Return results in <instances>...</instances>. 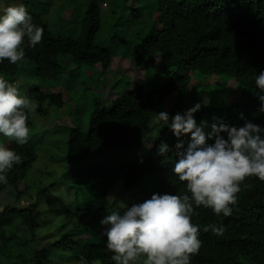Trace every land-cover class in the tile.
Instances as JSON below:
<instances>
[{"label":"trees","instance_id":"trees-1","mask_svg":"<svg viewBox=\"0 0 264 264\" xmlns=\"http://www.w3.org/2000/svg\"><path fill=\"white\" fill-rule=\"evenodd\" d=\"M22 1L27 5L33 23L43 28L42 40L31 49H26L29 47L25 43L27 47L22 62L0 63V76L19 87L22 76L35 78L40 66H45L48 75L42 76V79L54 80L58 85H52L61 88L58 91L76 102L83 99V96L77 95L79 90L84 93L94 91L101 95L106 80L110 79L107 74L114 55L109 47L94 41L101 27L99 5L94 0L88 2L80 19L78 35L69 37L52 34L46 21L49 3L43 0ZM114 2L122 10L127 8L128 2H138L142 4L141 7L156 9V21L150 23L149 31L137 43L136 55L130 58V66L133 64V70L147 71L150 63L158 62L168 76L157 89L148 88L146 81H139L111 104L104 103L100 96L95 95L86 129L82 130L76 121L73 126L67 127L66 161L73 172L69 179L70 187L87 186L83 195L76 192L74 196L78 203L83 200L84 210L97 194L93 196V191L98 187L94 180L101 184L100 176L91 174L95 170L92 159L95 157L97 163L96 155L99 154L101 161L105 160L102 155L105 151L109 163L117 170L116 180L122 183L123 191L132 200L128 202V207L150 199L154 193L185 194V182L178 181L172 172L178 159L174 148L177 138L164 122L146 120L145 112L152 107L151 103L156 102L155 115L161 111L167 112L169 122L176 113H183L184 104L181 100L177 97L176 100L172 97L167 100V97L174 93L188 94L191 77L195 75H221L223 80L219 85L223 88L230 84V80L239 87L237 100L222 108L220 96L223 91L218 93V84L213 83L221 100L217 94L212 95L206 110L195 113L196 121L206 117L211 124L216 117L231 125L242 126L239 114L243 113L248 120L264 126V112L260 111L259 99L264 93L255 86V76L264 70V0ZM89 70L94 71V74H85ZM116 70L121 71L120 68ZM113 81L116 85L122 80L115 77ZM125 83L130 86L132 80ZM43 89L33 85L27 94L36 104L35 111L41 116L47 112L45 104L54 93ZM233 94L235 92L229 97ZM166 102L170 107H166ZM27 124L31 128L29 117ZM157 125L159 130L155 128ZM181 139L186 147L190 134ZM161 142L170 149L164 156L158 153ZM149 143L152 144L150 147ZM208 143H214V140ZM4 144L15 151L21 160L7 173V183L0 184V194L10 188L19 200L25 192L20 183L26 178L37 156L30 137L24 145L9 140ZM77 165L81 166L80 171L75 170ZM14 203L0 210V257L13 260L16 264H42L41 253L32 247L29 250L25 243L26 234L31 235L28 239L31 243L36 241L35 231L39 227L37 219L40 212L30 206L21 207ZM231 207L232 214L225 217L214 214L211 208L194 205L191 222L199 228L201 246L209 249L208 257L213 264H264V181L247 177L241 184L236 204ZM97 215L89 216L86 223L81 218L72 223L71 219L62 222L55 220L52 225L59 232L57 239L48 245V252L68 253L79 264H114L111 260L113 253L106 249L105 237L101 235L103 229ZM211 225H224L223 235L213 234ZM28 251L31 254L26 256Z\"/></svg>","mask_w":264,"mask_h":264},{"label":"clouds","instance_id":"clouds-1","mask_svg":"<svg viewBox=\"0 0 264 264\" xmlns=\"http://www.w3.org/2000/svg\"><path fill=\"white\" fill-rule=\"evenodd\" d=\"M42 36L43 28L33 23L24 4H0V63L22 62L25 43L35 47ZM255 86L264 93V70L255 76ZM259 99L260 111L264 112V95ZM35 109L28 95L0 76V135L18 145L28 143L27 121ZM200 109L197 103L176 113L170 122L167 112L156 114L157 122H164L177 138L174 148L178 159L172 172L178 181L185 182L186 192L154 193L142 203L130 207L121 204L122 212L114 210L103 217L99 221L101 235L106 249L113 253L114 264H190L201 247L199 228L191 222L194 205L230 216L242 182L247 177L264 181V126L248 120L243 113L239 114L242 126L216 117L210 125L207 121L197 124L194 114ZM189 134L185 147L181 137ZM169 151L168 145L161 142L158 153L164 156ZM20 160L15 151L0 143V184L7 183V173ZM210 228L217 236L225 231L224 225Z\"/></svg>","mask_w":264,"mask_h":264},{"label":"rangeland","instance_id":"rangeland-1","mask_svg":"<svg viewBox=\"0 0 264 264\" xmlns=\"http://www.w3.org/2000/svg\"><path fill=\"white\" fill-rule=\"evenodd\" d=\"M43 1L49 3L46 13L47 20H45L54 36L57 34L69 37L78 35L80 19L90 0ZM94 1L101 9V27L94 37V41L98 45L109 47L114 55L111 61L112 65H110L107 74V78L110 79L106 80L107 84L103 93L100 95V93H95L94 91L84 93L79 90L77 95L81 96V98L83 96V99H79L80 102L78 103L76 102L77 100L72 97L69 98L67 95H63L61 91H58L61 88L56 87L58 84L54 80L42 79V76L48 75L45 66H40V71L35 78H23L22 76V85L20 83V86H17L21 94L26 95L29 92L28 89L33 85L41 86L44 91L54 92L48 103L45 104L44 108L47 112H44L42 116L36 111L29 114L31 122L30 139L32 140L37 160L28 171L26 178L20 183V187L25 191L24 194L19 200L15 198L14 191L10 188L0 194V210L7 204H13L17 200L14 205L21 207L30 206L36 212H40L37 219L39 227L35 231L36 241L31 243L28 240L31 235L26 234L25 238L27 240L25 239V243L29 250L32 247V249L41 253L39 256L42 264H79L68 253L48 252V245L57 239V233L59 232L58 229L53 228L52 224L55 220L62 222L66 219H71L70 223H72L78 222L81 218L83 219L82 222L86 223L89 220V216L91 218L92 215L98 213L97 220L100 221L114 210L122 212L123 208L120 205L128 206V202L132 201L126 191H123L122 183L118 179L116 180L117 170L114 165L109 163L105 151L102 155L106 158V161L104 159L101 161L99 154L96 155L98 158L97 163L95 157L92 159V166L95 170L93 171L92 169L91 171L93 172L91 174L92 176L99 175L101 184L94 180L98 187L97 190L93 191V196L97 194L86 210H84V207L82 208L83 200L78 203L74 196L76 192L78 195H83L87 186L70 187L71 182L69 179L73 172L66 161L67 127L73 126L75 124L73 122L76 121L82 130L86 129L95 95L100 96L104 103L111 104L116 98L122 97L124 91L132 89L137 82L146 81L148 88L157 89L168 76L163 66L158 62L150 63L147 71L136 68L133 70V64L132 67L130 66V58L136 55L137 43H140V38L144 37L149 31L150 23L156 21L158 15L156 9L141 7L142 4L138 2H128L127 8L122 10L114 0ZM13 3L24 4L22 0H0V4L5 6ZM24 5L27 9V5ZM135 7L137 9L133 10ZM24 47L26 48L27 46L24 45ZM115 68H120L121 71H114ZM92 73L94 74V71L85 72V74L90 76ZM115 77L121 79V83L114 85L113 78ZM129 79L132 80V84L127 86L125 82ZM222 80L223 77L221 75L206 77L195 75L191 77L188 94L174 93L169 95L167 100L171 97L174 100L177 98L181 100L180 102L184 104L183 112L197 103L201 104L200 110L204 111L209 106L210 97L217 94L219 100L222 98L220 107H227L237 100L239 87L232 82L233 80H230L228 82L230 84L223 88L219 85ZM215 82L218 84V93H221V90L223 91L221 98L216 91V86L213 84ZM53 83L56 86L52 85ZM230 91L231 93L235 92L232 97H229ZM165 105L167 108L170 107L168 102ZM151 106L145 112V119L156 122L157 118L154 110L156 102L151 103ZM201 121H207L206 117L197 119V123ZM155 128L159 130V125ZM5 141L7 142L8 139L0 135V143ZM151 145V143L148 144L149 147ZM81 169V166L77 165L75 167L77 171ZM114 201L116 202L114 203ZM51 219L54 220L51 221ZM25 254L29 256L31 253L28 251ZM208 256H210L209 249L201 246L198 253L192 256L190 264H213L212 259ZM12 262L14 261L0 257V264H12ZM95 264L99 263L96 262Z\"/></svg>","mask_w":264,"mask_h":264}]
</instances>
